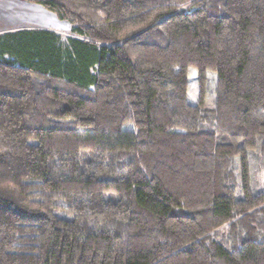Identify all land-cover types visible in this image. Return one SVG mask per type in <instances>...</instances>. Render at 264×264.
<instances>
[{"label":"trees","instance_id":"1","mask_svg":"<svg viewBox=\"0 0 264 264\" xmlns=\"http://www.w3.org/2000/svg\"><path fill=\"white\" fill-rule=\"evenodd\" d=\"M25 1L71 30L0 34V264H264V0Z\"/></svg>","mask_w":264,"mask_h":264},{"label":"crops","instance_id":"2","mask_svg":"<svg viewBox=\"0 0 264 264\" xmlns=\"http://www.w3.org/2000/svg\"><path fill=\"white\" fill-rule=\"evenodd\" d=\"M15 9L31 10L30 12L33 14V17L25 16L22 20L18 21L20 17L14 14ZM3 18H5V21H3ZM65 27L66 22L60 21L56 15L48 12L40 5L24 0H0V34L32 29H44L63 34L61 31L66 29Z\"/></svg>","mask_w":264,"mask_h":264},{"label":"rangeland","instance_id":"3","mask_svg":"<svg viewBox=\"0 0 264 264\" xmlns=\"http://www.w3.org/2000/svg\"><path fill=\"white\" fill-rule=\"evenodd\" d=\"M25 1V0H24ZM28 2V1H27ZM31 10H27V9H24V10H17L15 9L14 10V14H16V16L20 17V19H18V21L22 20L25 16L29 17V16H32L33 17V14L30 12ZM5 13V11H3ZM5 21V18H3ZM37 20V19H35ZM66 29L62 30L61 33H63L64 36H68L69 33H70V30H71V26L69 23L66 22ZM195 77V71H192V75H191V78L193 79ZM190 102L193 103V104H196L198 103V90H197V85H196V82L192 83L191 84V87H190ZM206 106L207 108H211L212 107V101L211 99H208L207 100V103H206ZM262 166V167H261ZM253 174H255V177L258 178V182L261 183L262 182V188L261 190L259 191L260 193L264 192V166L263 165H259L258 162H256L254 164V167H253ZM263 177V178H262ZM256 181V179H255ZM258 188L260 189V184H258ZM223 231H227V227H223L221 229V232Z\"/></svg>","mask_w":264,"mask_h":264}]
</instances>
